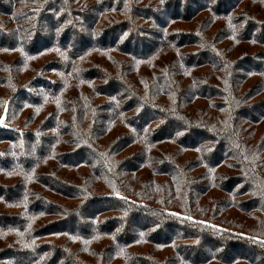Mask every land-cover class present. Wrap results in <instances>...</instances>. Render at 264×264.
Wrapping results in <instances>:
<instances>
[{"label":"trees","instance_id":"1","mask_svg":"<svg viewBox=\"0 0 264 264\" xmlns=\"http://www.w3.org/2000/svg\"><path fill=\"white\" fill-rule=\"evenodd\" d=\"M0 264H264V0H0Z\"/></svg>","mask_w":264,"mask_h":264}]
</instances>
